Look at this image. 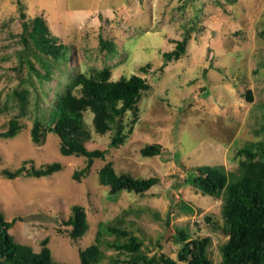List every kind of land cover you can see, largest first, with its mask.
<instances>
[{"label": "rangeland", "instance_id": "rangeland-1", "mask_svg": "<svg viewBox=\"0 0 264 264\" xmlns=\"http://www.w3.org/2000/svg\"><path fill=\"white\" fill-rule=\"evenodd\" d=\"M21 13L41 15L49 33L70 47L61 68L69 77L55 68L43 83L34 74L22 81L29 69L26 63L20 66L17 54L23 47ZM185 36V53L160 68L163 53ZM101 40L112 42L114 53ZM148 64L146 72L140 70ZM104 67L110 80L136 74L150 89L123 117L126 138L117 147L110 146L114 131L97 133L92 113L84 112L90 132L85 147L107 149V155L94 159L88 174L76 180L73 173L87 159L61 154L48 118L73 75L90 76ZM16 88L26 90L23 113L12 97ZM0 100V132L14 116L23 125L14 137H0V173L22 164L62 165L50 176H0V212L6 221L15 219L9 233L16 242L38 252L48 238L55 262L81 264L78 251L98 236L104 256L97 264H125L126 256L108 246L116 236L107 227H121L143 239L141 251L147 256L163 253L189 264L177 257L182 230L187 241L209 237L208 258L221 264L219 246L228 236L205 217L222 222L223 198L203 195L184 179L187 170L202 165H220L227 174L237 171L238 150L264 140V0H0ZM35 119L44 128L39 142L31 138ZM149 143L160 144L161 154L142 156L140 149ZM107 163L117 173L156 177L158 183L141 194L112 195L98 180V170ZM74 205L84 209L88 226L76 240L62 224Z\"/></svg>", "mask_w": 264, "mask_h": 264}, {"label": "trees", "instance_id": "trees-1", "mask_svg": "<svg viewBox=\"0 0 264 264\" xmlns=\"http://www.w3.org/2000/svg\"><path fill=\"white\" fill-rule=\"evenodd\" d=\"M21 17L23 22L19 37L23 47L17 54L20 56V66L26 63L29 69L28 75L22 81H28L34 74L38 81L43 83L52 78L51 73L55 68H59L60 73L69 77V72H63L61 68L69 60L70 47L58 42L57 37L49 33L41 15L26 18V15L21 13ZM186 42L185 36L176 41L171 51L164 52L165 61L160 68L170 60L179 59L185 53ZM101 43L110 53H114L115 46L112 42L101 40ZM48 56L52 61H57L59 66L56 67ZM32 57L41 64L44 73L34 68ZM148 66L150 65L140 67V70L146 72ZM109 77L110 70L107 67L90 76L76 73L58 95L49 114L50 124L47 128L59 138L61 154L84 156L87 159L86 166L73 173L76 180L88 174L94 159H102L107 155V149L88 150L85 147L84 142L90 138V132L84 122V112L89 110L92 113V125L97 133L103 135L114 131L110 146L117 147L126 138L123 134V117L128 111L136 110L142 92L150 89L147 79L136 74L117 80H110ZM12 97L16 98L20 112L23 113L27 103L26 90L13 89ZM36 102L38 104V100ZM17 119L18 117L14 116L8 120L7 129L0 132V137H14L19 133L23 125ZM43 130L42 120L35 119L30 131L34 142L41 140ZM161 152V145L158 143H149L140 149L142 156L160 155ZM237 154L242 156L238 161L237 171L227 174L220 165L197 166L187 170L184 184L195 186L203 195L223 198L222 222L214 221L208 215L205 217L207 222L222 229L228 236L219 246L221 264H264V140L247 143ZM61 168L59 162L42 164L37 168L22 164L14 171L3 170L0 176L8 179L50 176ZM98 180L101 185L109 187L112 195L120 191L141 194L158 183L156 177L143 178L128 173H117L110 163L98 170ZM14 222L15 219L6 221L0 212V264H62L52 259L47 245L48 238L42 240L38 252L33 251L29 245L16 242L9 233ZM62 224L67 226L71 239L82 237L88 227L84 209L79 205L72 206L71 214ZM107 230L116 236L108 246L126 256L121 260L125 264H178L163 253L147 256L141 251L143 239L133 231L110 226ZM179 234L182 243L177 254L178 261L211 264L207 255L209 237H196L187 241L184 231H179ZM121 237L126 239L121 241ZM99 242L97 236L95 243L78 251L81 264H97L101 261L104 253Z\"/></svg>", "mask_w": 264, "mask_h": 264}]
</instances>
